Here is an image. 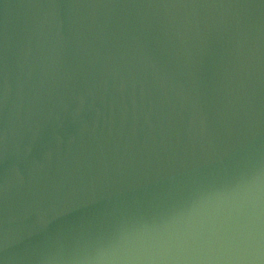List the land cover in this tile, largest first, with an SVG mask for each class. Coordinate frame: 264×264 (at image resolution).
Wrapping results in <instances>:
<instances>
[{"label": "water", "instance_id": "1", "mask_svg": "<svg viewBox=\"0 0 264 264\" xmlns=\"http://www.w3.org/2000/svg\"><path fill=\"white\" fill-rule=\"evenodd\" d=\"M0 264H264V0H0Z\"/></svg>", "mask_w": 264, "mask_h": 264}]
</instances>
